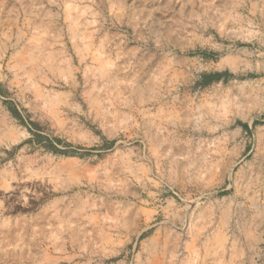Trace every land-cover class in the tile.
<instances>
[{
	"label": "rangeland",
	"instance_id": "1",
	"mask_svg": "<svg viewBox=\"0 0 264 264\" xmlns=\"http://www.w3.org/2000/svg\"><path fill=\"white\" fill-rule=\"evenodd\" d=\"M0 264H264V0H0Z\"/></svg>",
	"mask_w": 264,
	"mask_h": 264
},
{
	"label": "trees",
	"instance_id": "2",
	"mask_svg": "<svg viewBox=\"0 0 264 264\" xmlns=\"http://www.w3.org/2000/svg\"><path fill=\"white\" fill-rule=\"evenodd\" d=\"M235 76L229 72L225 73H214V74H205L202 77L201 85L203 87L211 86L214 83L221 82L222 80H227L234 78ZM12 115H14L18 120L23 121L21 114L16 109L11 110ZM33 126V131L31 130L33 140L30 143L37 145L40 148H43L45 151L53 153L55 155L65 156V157H75L77 156V152L72 149V145L68 144L66 141L60 138H53L50 136H45L36 132L38 130V126L34 123L31 124ZM239 125L246 131H250V127L248 124L239 123ZM107 146H112L113 143L107 142Z\"/></svg>",
	"mask_w": 264,
	"mask_h": 264
}]
</instances>
